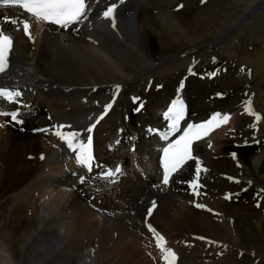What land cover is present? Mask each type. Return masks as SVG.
Instances as JSON below:
<instances>
[{
	"label": "bare ground",
	"instance_id": "1",
	"mask_svg": "<svg viewBox=\"0 0 264 264\" xmlns=\"http://www.w3.org/2000/svg\"><path fill=\"white\" fill-rule=\"evenodd\" d=\"M258 2L127 0L120 10L116 9L115 27L96 12L81 29L66 33L33 22L31 42L19 31H11L14 37L11 70L8 76L0 78V82L23 89V99L30 104L31 112L29 107L23 113L26 118L23 132L10 123L0 127V264H111L106 255L114 236L111 228L118 230L117 225L122 224L132 236L128 242L130 245L126 246L120 234L117 238L120 244L115 251L123 252L120 253V264L127 263L129 251H139L143 245L154 253L152 248L156 244L152 245L153 240L143 230L144 217L153 202L156 207L147 220L165 237V246L175 252L176 264L182 258L180 251L191 252L196 245L210 250L211 257L216 258L212 261L216 263H264V154L257 171L246 169L248 156L264 147V135L256 136L264 131L261 120L255 122L254 117L243 110L242 118L232 116L228 121L232 129H237L238 136L234 134L237 138L229 136L220 141L214 153L208 152L204 143L195 146L202 168L208 170L201 173L199 181L203 185L199 191L205 196L197 198L194 194L188 195L191 192L188 180L194 178V170L185 172L190 164L173 176L166 193L152 188L160 177L157 154L151 149L153 140L146 141V132H143L147 125L156 121L158 106L168 96L172 97L176 86L181 83L186 104L191 113L194 112L191 119L195 122L211 111L233 112L244 103L245 93L250 89L251 93L261 94L253 98L252 109L263 117L264 18L245 26L246 34L235 49L237 53L227 56L229 63L240 64L242 68L224 72L219 62L212 60L215 49H208L210 43L231 31ZM194 6L197 9L192 16L187 14L189 17L185 20L184 13L190 12ZM5 14L0 9V17ZM7 14L11 18L21 15L14 8ZM3 27L14 29L10 23ZM236 55L238 60H232ZM246 57L254 59L252 66L246 63ZM190 67L194 74L185 72ZM206 68L217 71H211L202 81L200 77ZM248 68L250 75L246 72ZM226 74L229 76L223 81L225 101L219 102L217 99L222 95L212 87ZM210 75L212 79H209ZM181 76H184L183 80L179 81ZM116 85L121 86V91L112 108L115 109L96 129L95 152L107 164L114 165L122 158L118 149L108 153L105 142L113 141L117 124L121 122L119 113L126 110L132 97H136L142 98L146 104L145 113L133 115L128 124V130L136 134V153L125 158V175L119 184L116 180L110 189L103 186L88 188L79 182L76 170L63 163L58 138L34 132L54 123L70 125V129L84 132L110 99ZM146 88L147 95H139ZM157 89L162 90L157 92ZM46 115L50 116L48 122ZM134 120L141 123L140 128L133 124ZM5 121L8 120L0 117V123ZM254 123L255 127H252ZM220 130L211 136L213 140L222 133ZM236 139L238 143H247L233 158L230 154L234 146L228 142ZM257 142L258 146H255ZM10 175L13 176L11 182L6 179ZM52 186H58L62 192L52 206L49 204L51 208L39 203L38 198L33 199L36 191L43 187L48 190ZM94 188L100 193L95 194ZM117 188L121 191L117 192ZM83 193L86 198H82ZM226 195L231 198L225 199ZM109 197L118 199L119 204H105ZM62 202L65 208L57 213ZM94 203L97 207L93 206ZM192 203L204 207L197 210L192 208ZM222 219L233 224V233L236 234L233 245L225 241L229 231L217 221ZM185 226L192 228H181ZM121 231L125 232L124 228ZM178 231L188 235L173 242L170 235ZM200 237L204 239H198ZM215 252H225V256L218 259ZM102 255L103 260H100ZM152 261L148 260V264L159 263V256ZM143 262H146L145 258Z\"/></svg>",
	"mask_w": 264,
	"mask_h": 264
},
{
	"label": "snow or ice",
	"instance_id": "2",
	"mask_svg": "<svg viewBox=\"0 0 264 264\" xmlns=\"http://www.w3.org/2000/svg\"><path fill=\"white\" fill-rule=\"evenodd\" d=\"M120 3H123V0H120ZM13 7L22 9L23 12L27 13L28 16L33 18L36 22L56 25L59 28L68 30L73 25L82 23L84 19H87L90 5L88 0H0V9H3L6 13L3 17H0V75L5 74L10 66V58L12 56L14 47V37L11 34V31H20L22 26L24 35L29 39H32L30 31L31 24L29 21L27 19L11 18L7 14L8 10ZM116 8L117 5L112 4L108 6L103 12V17L110 20L113 27H115ZM5 23H10L11 25L15 26L14 29L10 30L4 28L3 25ZM241 71H243V69H241ZM189 74H194L191 68H189ZM212 75H215V73ZM182 87L183 83H181V88ZM118 93L119 85H117L115 89L113 101L105 105L104 112L97 118L95 123L86 129L87 133H89L86 140L81 138V133L79 131H66L65 129L71 128L70 125H53L51 130V134L55 135L70 152L74 153L77 165L85 168L89 174L92 173L94 167H104L95 162V157L93 155V136L91 133L96 127V124H98L111 109L112 104L115 102V96ZM21 96L22 92L17 89L6 85L0 86V100L10 104H16L19 102ZM142 106L143 105H141V107ZM244 111L248 115L253 116L255 122L258 123L261 120V116L253 111L250 99L245 102ZM0 116L10 117V121L0 123V127H3L5 124L11 122L16 124L23 123V121L19 118L20 113L17 110H0ZM163 117L167 121L166 131L159 132V130L153 129H149L148 131L150 133L157 132L160 135V138L165 141H168L169 137L177 132H179L180 135L175 140L168 143L167 146L162 148L160 166L163 170V179L161 182L164 185H168L171 178L175 174L179 173L188 161L195 160V175L194 178L188 182V184L194 195H202V193L199 191V189L203 187V185L199 182L200 175L202 172H207L208 170L206 168H202V162L198 157L193 156L192 145L194 142L210 135L212 131L222 124L227 123L230 119V114H222L217 112L214 113L207 121L200 123H187V125L181 129V123L185 120V107L184 101L179 97L178 94L177 98L171 102L167 111L163 113ZM252 127H255V123L252 125ZM41 131L48 132L49 130L42 129ZM116 143L118 144L119 141H116ZM209 147H211V144H209ZM43 158L44 157L41 156V159ZM121 174H123L122 169L117 166L115 169H104L98 174L96 178L107 180L109 183H115V177ZM92 178L93 177H91V175L87 177L80 176L79 180L83 184L86 182V180ZM234 182L239 183V181ZM230 198V195L225 196V199ZM196 206L204 207L203 205ZM257 206H259V204ZM155 207L156 204L153 202L152 208L148 209V216L152 215L153 209ZM145 223L148 231L152 233L153 239L156 242V248L161 253L163 264H176V254L172 249L165 246V237L157 232V230L147 222V218ZM198 239L204 238L200 237Z\"/></svg>",
	"mask_w": 264,
	"mask_h": 264
},
{
	"label": "rangeland",
	"instance_id": "3",
	"mask_svg": "<svg viewBox=\"0 0 264 264\" xmlns=\"http://www.w3.org/2000/svg\"><path fill=\"white\" fill-rule=\"evenodd\" d=\"M195 8V9H194ZM194 8L192 7V10L190 11V12H185L184 13V19L185 20H188V18L187 17H189V16H187L186 17V15L188 14V15H190V16H192L193 15V12H194V10H196L197 9V6H194ZM192 12V13H191ZM153 14H155V12L153 11ZM169 14H170V12H169ZM264 18V0H259V2L256 4V5H254V6H252L242 17H241V20H240V22L231 30V31H229L226 35H224V36H221V37H219V38H217L216 40H214L212 43H210L209 44V46H208V49H215V51H214V57H213V59L212 60H214V58L216 59V62L218 61L219 62V66H220V68H222L223 69V71L224 72H226V73H228L232 68H242V66H240V64H235V65H232V63L230 62L229 63V58H227V56L228 55H233L234 56V54H236L237 52H235V49H236V47L240 44L239 42L241 41V39L243 38V36L246 34V30H245V26L246 25H252V22L253 21H255V20H258L259 18ZM232 53V54H231ZM263 56H264V54H263ZM238 58H239V56H235V58H233L232 60H234V61H236V60H238ZM242 59H243V57H242ZM246 63H250V65L252 66V63H253V60L254 59H249V57H246ZM191 68V67H190ZM214 68H206V69H204L203 70V73H204V75H202L201 77H200V79L203 81L204 80V78H205V76L208 74V73H210L211 71H217V70H213ZM187 71H189V68H186V70H185V72H187ZM223 72V73H224ZM247 74H251V70L248 68L247 69ZM214 73V72H213ZM212 73V74H213ZM223 73H221L222 75H223ZM217 74V73H216ZM198 76V75H197ZM229 75H224L223 77H221V78H219L218 79V81H217V83H214V86L212 87L214 90H217V92L216 93H219V94H221L222 96H220V98L219 99H217V101H219V102H224L225 101V95H223L224 93H225V88H224V86H223V81H224V79H226L227 77H228ZM183 77L184 76H181L180 77V79H178L179 81H181V80H183ZM214 77V75H212V78ZM211 78V75L209 76V79H212ZM244 79H247V78H245L244 77ZM217 84V85H216ZM158 91L157 92H160V90H162V89H157ZM254 90H255V87H254ZM263 90H264V88H263ZM238 91V90H237ZM237 91H235V93L237 92ZM251 91V89L249 90V92H246L245 94V100H246V97H250V98H252V103L254 102L253 100L255 99V97H258V96H260L261 94H257V92L256 91H254V92H250ZM191 92H192V89H190L189 90V94H190V96L189 97H191ZM242 96H244V95H242ZM216 98V97H215ZM254 98V99H253ZM139 100H143L142 98H140ZM144 101V100H143ZM192 104V102H190V105ZM244 104V103H243ZM242 104V105H243ZM144 105H146L145 104V102H144ZM264 111V110H263ZM210 112V111H209ZM230 113H234V112H230ZM97 114V113H96ZM95 114V115H96ZM209 115L211 114V113H208ZM237 114V113H236ZM193 115V114H192ZM239 115V114H238ZM238 115H235V113L232 115V116H238ZM43 116V115H42ZM231 117V116H230ZM240 118H242L241 117V115H240ZM42 121H43V118L41 119ZM49 120H46V122H48ZM229 123V122H228ZM227 123V127L225 128V130H226V132L223 134V133H221L218 137H220L215 143H214V151H211V150H209L210 152H212V153H214V152H217V144L220 142V141H224V139L225 138H227V137H233V138H237V136H238V134L239 133H237L238 131H236L237 129L235 128V129H232V126H230L229 124ZM236 123V122H235ZM263 123V122H262ZM133 124H136L135 123V120H134V123ZM32 125V124H31ZM138 125V124H137ZM264 125V124H263ZM235 127V126H234ZM227 129H232L233 131H235L236 132V134H237V136L236 135H234L235 133L234 132H229V131H227ZM22 132H23V130H22ZM143 132H144V130H143ZM223 132V131H222ZM34 133H36V132H34ZM37 134V133H36ZM140 135H142V132H140L139 133ZM223 134V135H222ZM260 135H264V131H262V132H258V134L256 135V136H260ZM235 136V137H234ZM232 142H235V140H231L230 142H228V143H231L232 144V146H234L233 145V143ZM236 143V142H235ZM238 143V142H237ZM247 143V141H245V143L243 142V143H241V144H244L243 146H241V147H236V146H234L233 147V151L231 152V154H230V156L232 157L233 155H232V153H237L238 152V150H240V149H243L244 148V146H245V144ZM237 146H238V144H237ZM255 146H258V142L257 143H255ZM264 148V147H263ZM263 148H260V150H254V152H252L249 156H248V160H247V165H246V169H249L250 171H257V169L259 168V166L261 165V162H262V157H263V154H264V150H263ZM126 151H127V148H126ZM236 151V152H235ZM126 154H128V153H126ZM28 159H29V157H28ZM236 163V162H235ZM232 164V163H231ZM241 169L243 168V166L242 165H238ZM189 170H194V163H190V165L188 166V168L186 169V171L185 172H187V171H189ZM183 174V173H182ZM12 175H10L8 178H6L8 181H12V180H10V179H12ZM235 180H236V178H234ZM250 179H252V178H250ZM158 180V179H157ZM157 180H155V181H157ZM238 180V179H237ZM154 181V182H155ZM233 183V182H232ZM88 188H89V186H87ZM48 190H46V188H42V189H40V190H38V191H36L35 193H34V197H33V199L35 200V199H39V203H44L45 204V206H46V208H51V206L54 204V202L56 201V199L57 198H59V196L58 195H60V193L62 192L61 191V188H59L58 186H52V187H48L47 188ZM43 190H45V192L43 191ZM65 191H67L69 194H71L72 193V191H70L69 189H64ZM42 191L44 192V193H42ZM46 191H48V192H46ZM61 191V192H60ZM121 191V188H117V192H120ZM243 191H245V189H243ZM38 192V193H37ZM80 192V191H79ZM42 193V194H41ZM94 193H95V190H94ZM100 193V191L98 192V193H95V194H99ZM241 193V192H240ZM84 194V193H83ZM260 194H263V192L262 193H260ZM42 195V196H41ZM85 195V194H84ZM39 196H41L40 198H39ZM240 196V195H239ZM238 196V197H239ZM85 198L87 197L86 195L84 196ZM219 197H221V196H219ZM108 199V201L105 203V204H107V205H113V204H115V205H118L119 203H118V199H116L115 197H109V198H107ZM239 199V198H238ZM84 200V199H83ZM245 200V199H244ZM260 201H262V199L260 198L259 199ZM264 201V200H263ZM38 202V201H37ZM110 202V203H109ZM38 203V204H39ZM51 203V206L49 205ZM100 204V202H98L97 203V205H99ZM48 205L50 206V207H48ZM63 202L60 204V206H59V208H58V210L56 211L57 213H58V211H59V213H61V211H63L64 209H62V208H65V206L63 205ZM97 205H96V203H94V205L93 206H96L97 207ZM193 208V207H192ZM52 212V211H51ZM53 212H54V210H53ZM52 212V213H53ZM131 214L133 215L134 214V212H131ZM142 215H143V212H142V214H141V218H142ZM219 223H221V225H223V226H225V227H227V229H228V231L229 232H227V234H228V238L227 239H225V241L227 242V243H229V244H231V245H233V239L234 238H236V234L235 233H233V227H232V223L230 222V221H223V219L222 220H217ZM66 222H68V220L66 221ZM123 226H120V225H117V227H118V230L116 229V230H114L116 227H113V228H111L112 229V235L114 234V236H113V240L110 242V245H109V247H108V249L106 250V255L108 256V259L110 260V263L111 264H120V260H121V258H122V256H121V254H123V252L121 253V252H116L115 251V247L118 245V244H120V241H119V239H117L118 238V236H119V234L121 235V237L124 239V246H126V245H130V243H128V242H130V240H131V236H132V234H129V233H131L128 229H127V227L125 226V224H122ZM217 225H219V224H217ZM182 226V225H181ZM220 226V225H219ZM122 228H124V231L125 232H123V233H121L122 231ZM126 228V229H125ZM181 228H185V229H189V228H192L191 226H185V227H181ZM126 230H128V234L126 233L127 231ZM114 231V232H113ZM116 231H118V232H116ZM231 231V232H230ZM188 234L187 233H183V232H181V231H178V232H174L173 234H171L170 236H171V239H172V241L173 242H178L179 240H182L185 236H187ZM117 236V237H116ZM120 238V237H119ZM126 238H128V239H126ZM128 240V241H127ZM126 243V244H125ZM96 251H97V248L96 247H93ZM109 250H110V252H109ZM114 250V251H113ZM112 253V254H111ZM121 253V254H120ZM119 254V255H118ZM131 254V255H130ZM143 254V255H142ZM180 255L182 256V258H181V260H180V263L179 264H227V263H224L223 261H221V262H218V263H216V262H213L212 260L213 259H216V258H212L211 257V251L210 250H205V249H203V248H201V247H199L198 245H196L195 246V248L191 251V252H186L185 250H182V251H180ZM103 256L104 255H102L101 256V258H100V260H103ZM142 256V257H141ZM263 256H264V252H263ZM116 257H118V258H116ZM128 260H127V263L126 264H144V263H146V264H148L149 262L150 263H152V262H154V261H152L153 259H157V256L151 251V250H149L148 249V247L147 246H141L140 247V250L139 251H129V253H128ZM145 258V261L146 262H143V259ZM152 259V260H151ZM148 260H149V262H148ZM158 262V261H157ZM104 264H106V262L104 263ZM157 264H159V263H157ZM264 264V263H263Z\"/></svg>",
	"mask_w": 264,
	"mask_h": 264
}]
</instances>
